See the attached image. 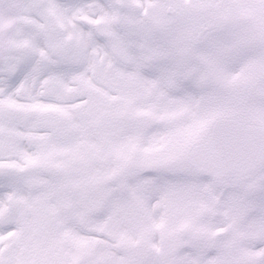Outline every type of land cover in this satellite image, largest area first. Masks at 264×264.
Returning a JSON list of instances; mask_svg holds the SVG:
<instances>
[{
	"label": "snow or ice",
	"instance_id": "6c2138e0",
	"mask_svg": "<svg viewBox=\"0 0 264 264\" xmlns=\"http://www.w3.org/2000/svg\"><path fill=\"white\" fill-rule=\"evenodd\" d=\"M0 264H264V0H0Z\"/></svg>",
	"mask_w": 264,
	"mask_h": 264
}]
</instances>
